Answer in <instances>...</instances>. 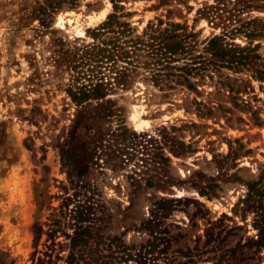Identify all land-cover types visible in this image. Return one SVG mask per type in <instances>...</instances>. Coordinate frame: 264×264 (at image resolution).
<instances>
[{
  "label": "rangeland",
  "instance_id": "obj_1",
  "mask_svg": "<svg viewBox=\"0 0 264 264\" xmlns=\"http://www.w3.org/2000/svg\"><path fill=\"white\" fill-rule=\"evenodd\" d=\"M158 20L264 57V0H0V264H264V80L143 64Z\"/></svg>",
  "mask_w": 264,
  "mask_h": 264
},
{
  "label": "trees",
  "instance_id": "obj_2",
  "mask_svg": "<svg viewBox=\"0 0 264 264\" xmlns=\"http://www.w3.org/2000/svg\"><path fill=\"white\" fill-rule=\"evenodd\" d=\"M149 23L150 22L147 23L146 26L148 28H146L150 31H146L147 29L144 31L146 39L140 38L143 36H137L136 40L134 41L148 47L147 56H149L151 60L150 62L143 61V64L153 65V67L165 64L166 67H171V62L178 60L179 57L183 56L182 58L184 59L188 58L184 56L190 54L192 46L186 41L188 35L181 34L176 31L177 29L174 28L176 27V25L178 26V24L170 23V27L158 29L157 27L160 26L162 23L161 20H158V25H156L155 27H153L152 23H150L149 26ZM119 26L122 25L118 24L116 20H111V16L109 14L105 21H103L101 24H99L93 29H112L113 27L118 29ZM172 26L174 29L171 28ZM242 26L243 25L241 24L239 28L234 27L231 28L229 31H226L224 33L222 32V34L220 35H214L208 38L204 45L203 51L194 56L193 54H190V62L185 61L181 67L184 69L192 70V67L200 68V66L203 65L202 63H205L204 66L206 65V63H208L214 66L215 68L227 67L238 70L249 68L258 80L263 81L264 57L260 56V54L257 52V47H259V43L253 44V41H251L253 36L261 35V30L256 29L254 31L246 32L248 28L244 27V33H247L245 36H248V38L250 39V41L246 45L241 46L237 43H234L232 41L229 42L228 40H226V38H229V35H233L234 32H239V29ZM116 31L118 32V30ZM115 47H117V49L119 48L118 45H116ZM201 53H206L207 55L205 54V56ZM115 56L117 58H127L129 55L127 51H124L120 54V56H118L117 54H112L109 57L106 55L104 56L112 60L113 64L111 63V72L115 74V77H112L114 79L121 78L122 75L124 76L125 70L127 69L126 66L118 65V61L114 59ZM99 85L102 86L103 84H95L94 87H97V89H99L100 91ZM229 88L231 90L230 86ZM99 94H101V92ZM99 97L102 98V95H100ZM146 183L144 184V186L148 185ZM138 186H140V184ZM198 192L202 196H208L204 188H199ZM79 219L83 220L82 218ZM90 234L91 231L89 230L88 226H80L78 227V231L71 235V240L84 242L86 238H89ZM74 254L75 252H70V260L71 258H75ZM70 260L69 262L71 264L72 261Z\"/></svg>",
  "mask_w": 264,
  "mask_h": 264
},
{
  "label": "bare ground",
  "instance_id": "obj_3",
  "mask_svg": "<svg viewBox=\"0 0 264 264\" xmlns=\"http://www.w3.org/2000/svg\"><path fill=\"white\" fill-rule=\"evenodd\" d=\"M106 13H107V9H104L103 11L100 12V18H99V16H98V18H95L94 16L89 17L88 25H91V24L93 25V21L92 20H94V19H96V20L97 19H102L103 20L105 15H106ZM68 21L70 22L71 19H69ZM61 27H63V26H61ZM76 32H78L81 35L84 34V30L83 29H78V31H76ZM140 109H141V107L139 106V108H138L136 105H132V107H131L130 120H131L133 128H135V129H138L145 122L144 120H142L139 117V113L141 111Z\"/></svg>",
  "mask_w": 264,
  "mask_h": 264
}]
</instances>
